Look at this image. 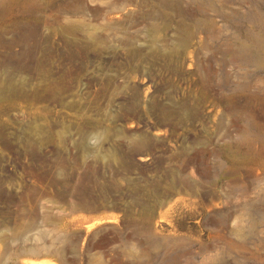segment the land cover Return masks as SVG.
<instances>
[{
    "label": "rangeland",
    "instance_id": "obj_1",
    "mask_svg": "<svg viewBox=\"0 0 264 264\" xmlns=\"http://www.w3.org/2000/svg\"><path fill=\"white\" fill-rule=\"evenodd\" d=\"M39 260L264 264V0H0V264Z\"/></svg>",
    "mask_w": 264,
    "mask_h": 264
},
{
    "label": "bare ground",
    "instance_id": "obj_2",
    "mask_svg": "<svg viewBox=\"0 0 264 264\" xmlns=\"http://www.w3.org/2000/svg\"><path fill=\"white\" fill-rule=\"evenodd\" d=\"M251 228L252 227H250V229ZM234 230L237 232V234H239L240 236H244V237L247 235V232H248L247 230H244L239 226L235 227ZM31 261H34V260H31ZM37 264H57V263L52 262L51 260H39L37 261Z\"/></svg>",
    "mask_w": 264,
    "mask_h": 264
}]
</instances>
